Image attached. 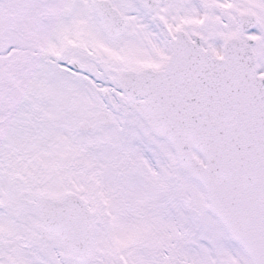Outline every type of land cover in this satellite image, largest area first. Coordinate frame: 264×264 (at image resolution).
I'll use <instances>...</instances> for the list:
<instances>
[{"label":"snow or ice","instance_id":"snow-or-ice-1","mask_svg":"<svg viewBox=\"0 0 264 264\" xmlns=\"http://www.w3.org/2000/svg\"><path fill=\"white\" fill-rule=\"evenodd\" d=\"M0 264H264V0H0Z\"/></svg>","mask_w":264,"mask_h":264}]
</instances>
